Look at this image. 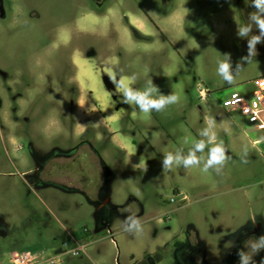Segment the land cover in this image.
Masks as SVG:
<instances>
[{
  "label": "rangeland",
  "instance_id": "1",
  "mask_svg": "<svg viewBox=\"0 0 264 264\" xmlns=\"http://www.w3.org/2000/svg\"><path fill=\"white\" fill-rule=\"evenodd\" d=\"M6 3L22 13L0 23V264L73 241L97 264H175L176 242L193 244L198 264H228L264 223V133L225 111L232 90L251 95L264 76V0ZM78 258L90 264H63Z\"/></svg>",
  "mask_w": 264,
  "mask_h": 264
},
{
  "label": "built area",
  "instance_id": "2",
  "mask_svg": "<svg viewBox=\"0 0 264 264\" xmlns=\"http://www.w3.org/2000/svg\"><path fill=\"white\" fill-rule=\"evenodd\" d=\"M252 85L257 91L251 95L232 90L225 111L240 116L259 133H264V76L256 79ZM198 92L202 101H205L210 93L209 89L202 86L199 87ZM108 234L111 242L116 245L112 232L108 231ZM82 254H87V244L73 241L71 244L64 243L56 254L47 251H14L10 255V262L11 264H63L65 255L79 257Z\"/></svg>",
  "mask_w": 264,
  "mask_h": 264
},
{
  "label": "flooded vegetation",
  "instance_id": "3",
  "mask_svg": "<svg viewBox=\"0 0 264 264\" xmlns=\"http://www.w3.org/2000/svg\"><path fill=\"white\" fill-rule=\"evenodd\" d=\"M98 5L101 4L103 0H93ZM14 10L10 7L9 3H6V0H0V23L10 22L12 17H17L22 13V10ZM7 80V75L2 74V81L5 83ZM9 87L7 85L3 86L0 90L7 92ZM1 107L4 106L3 100L0 99ZM6 105V104H5ZM11 111L10 107L6 106ZM15 111V109H14ZM16 112V111H15ZM5 119L9 125L8 130L11 134L17 132V124L19 122V117L13 114L5 115ZM86 133V131L84 132ZM74 152H58V157L71 160L74 156ZM55 159V158H53ZM39 165L36 167L34 175L35 179H41L44 172V163L42 160H39ZM185 243V242H184ZM194 245L191 243H185L184 247H181V250H177L178 259L182 264H198L196 262V255L190 253L193 250ZM190 253V254H189ZM250 254V255H249ZM189 255V258L186 257ZM177 259V260H178ZM228 264H264V223L261 219H256L255 222L248 226L243 240L237 243V251H232V255H228Z\"/></svg>",
  "mask_w": 264,
  "mask_h": 264
},
{
  "label": "crops",
  "instance_id": "4",
  "mask_svg": "<svg viewBox=\"0 0 264 264\" xmlns=\"http://www.w3.org/2000/svg\"><path fill=\"white\" fill-rule=\"evenodd\" d=\"M95 11V13H97V14H104L105 12H106V10L104 11L103 10V12L102 13H99V12H97L96 10H94ZM173 16H177V14H176V12L175 11H173L172 13H170V15H169V18H172ZM164 20V19H163ZM162 20V21H163ZM145 19L144 18H142L140 15H136V16H133V22H131L132 24H133V29H135V31L137 32V34H139L140 36H144V34H146L143 30L144 29H146L147 28V26H146V24H145ZM212 24H211V29H210V32H211V34H213V33H215V32H217L218 30H219V28H220V25H219V23L216 21V20H213L212 19ZM161 30V29H160ZM73 67H75V64L73 63ZM75 85H76V87H77V91H78V104L80 105V107L81 106H83V107H85V109L87 110V105H86V102H85V100H84V98L83 97H81V88H80V86L78 85V84H76L75 83ZM200 87V86H199ZM81 102V103H80ZM88 111V110H87ZM83 112H84V110H83ZM90 114H89V116H86V114L85 115H83L82 116V119L83 120H89L90 121V123H91V120H92V118H94V114L93 113H91V112H89ZM95 119V118H94ZM95 127H101L100 125L101 124H93ZM85 132V129L84 130H80V131H78V133L79 134H82V133H84ZM107 133H109L110 135H112V138H118L119 136H118V134H117V132L116 131H110L109 129H107ZM102 137V136H101ZM101 169H102V175H101V177H102V184L105 182V177H106V167L104 166V165H102V167H101ZM108 170V169H107ZM109 171V170H108ZM84 172V171H83ZM110 172V171H109ZM111 174V173H110ZM111 178V177H110ZM101 184V185H102ZM108 188H109V186H108ZM101 189H102V187H101ZM106 199L108 200V198L106 197ZM100 204H107V201H100ZM80 257V256H79ZM133 257V261H134V264H140L141 263V261L143 260V257L142 258H140V259H137L134 255L132 256ZM86 258L89 260V262H90V264H97L93 259H92V257H90L89 255H88V253L86 254ZM74 264H86V262L84 261V258H78V260H76L75 262H74ZM154 264V263H153Z\"/></svg>",
  "mask_w": 264,
  "mask_h": 264
},
{
  "label": "trees",
  "instance_id": "5",
  "mask_svg": "<svg viewBox=\"0 0 264 264\" xmlns=\"http://www.w3.org/2000/svg\"><path fill=\"white\" fill-rule=\"evenodd\" d=\"M96 9V11L97 12H99V13H102L103 12V8H99V7H96L95 8ZM189 30V29H188ZM189 32L190 33H192V34H194V35H196V36H202V34H200V33H198V32H195L194 33V31L193 30H189ZM137 33V32H136ZM139 35V34H138ZM140 36V35H139ZM110 177H111V174H110V172L106 169V177H105V181L106 180H109L110 179ZM104 184L105 183H103V185L102 186H104ZM185 246V243L183 242H176L175 243V247L177 248V250L178 251H180L181 250V247H184ZM151 256L149 255V254H147V255H145L144 257H143V260L141 261V263L140 264H153V262H151ZM175 264H182V262L178 259V260H176L175 261Z\"/></svg>",
  "mask_w": 264,
  "mask_h": 264
},
{
  "label": "water",
  "instance_id": "6",
  "mask_svg": "<svg viewBox=\"0 0 264 264\" xmlns=\"http://www.w3.org/2000/svg\"><path fill=\"white\" fill-rule=\"evenodd\" d=\"M108 182H109V180H106L104 182L105 184H104V186H102L101 191L106 192L108 190V186H109Z\"/></svg>",
  "mask_w": 264,
  "mask_h": 264
}]
</instances>
